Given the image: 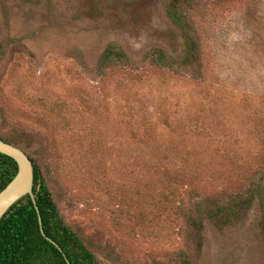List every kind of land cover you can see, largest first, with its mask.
Returning a JSON list of instances; mask_svg holds the SVG:
<instances>
[{"label": "rangeland", "instance_id": "374dc122", "mask_svg": "<svg viewBox=\"0 0 264 264\" xmlns=\"http://www.w3.org/2000/svg\"><path fill=\"white\" fill-rule=\"evenodd\" d=\"M165 1L0 0V130L101 264H264L257 203L200 246L190 219L264 182V0H195L199 62L175 68L142 59H182ZM110 43L138 67L100 72Z\"/></svg>", "mask_w": 264, "mask_h": 264}, {"label": "trees", "instance_id": "16d2710c", "mask_svg": "<svg viewBox=\"0 0 264 264\" xmlns=\"http://www.w3.org/2000/svg\"><path fill=\"white\" fill-rule=\"evenodd\" d=\"M195 0H166L164 12L183 39L182 59L177 61L162 48L144 53L143 61L175 68L178 63L199 62L200 48L186 9ZM138 67V62L115 43L108 44L100 53L97 69L102 72L112 66ZM25 133H5L0 138L21 148L33 164V193L42 220L45 238L40 230L38 213L26 194L15 201L0 219V264H101L88 243L74 231L62 216L53 198L47 177L38 161L26 152L22 145ZM23 136V137H22ZM17 173V164L9 156L0 153V191ZM257 203L260 211V229L264 238V182L259 180L243 193L224 201L196 202L190 214L191 236L197 246L202 242L204 220L222 229L237 223L251 206Z\"/></svg>", "mask_w": 264, "mask_h": 264}, {"label": "water", "instance_id": "95a60500", "mask_svg": "<svg viewBox=\"0 0 264 264\" xmlns=\"http://www.w3.org/2000/svg\"><path fill=\"white\" fill-rule=\"evenodd\" d=\"M0 153L11 157L17 164V173L9 183L0 191V219L8 208L19 198L30 195L37 213L42 235L47 238L43 231L42 220L34 198L33 187V164L29 156L19 147L5 142L0 138Z\"/></svg>", "mask_w": 264, "mask_h": 264}]
</instances>
